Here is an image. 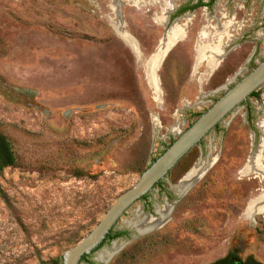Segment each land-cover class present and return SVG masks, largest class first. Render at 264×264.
Returning <instances> with one entry per match:
<instances>
[{
  "label": "rangeland",
  "instance_id": "1",
  "mask_svg": "<svg viewBox=\"0 0 264 264\" xmlns=\"http://www.w3.org/2000/svg\"><path fill=\"white\" fill-rule=\"evenodd\" d=\"M186 3L192 0H0V132L17 159L0 174V264L63 257L264 61V0H214L172 22L187 37L164 57L157 92L148 61L169 31L161 17ZM114 6L138 51L116 31ZM202 44L219 45L215 70L198 59ZM255 92L132 204L113 227L119 234L82 264H209L233 249L264 263V172H243L257 155L264 169V84ZM212 159L197 183L178 192L193 166ZM165 206V224L138 231Z\"/></svg>",
  "mask_w": 264,
  "mask_h": 264
},
{
  "label": "water",
  "instance_id": "2",
  "mask_svg": "<svg viewBox=\"0 0 264 264\" xmlns=\"http://www.w3.org/2000/svg\"><path fill=\"white\" fill-rule=\"evenodd\" d=\"M122 22L125 24L123 19ZM163 61L164 58L162 61L159 59L153 62L151 61L149 73L152 78L158 77V70ZM263 84L264 61L260 62L252 71L229 88L186 131L179 135L165 152L143 172L136 184L117 198L91 232L64 253L63 264H82V257L86 254H90L92 250L102 243L121 216L132 204L147 194L159 181L164 179L175 165L194 146L198 145L203 137H205L228 113L235 109L242 101L246 100ZM192 168L188 172H190ZM188 172L186 174H188Z\"/></svg>",
  "mask_w": 264,
  "mask_h": 264
},
{
  "label": "bare ground",
  "instance_id": "3",
  "mask_svg": "<svg viewBox=\"0 0 264 264\" xmlns=\"http://www.w3.org/2000/svg\"><path fill=\"white\" fill-rule=\"evenodd\" d=\"M124 1V0H122ZM114 11L117 14V21L113 24L116 31L118 32V34L120 35V37L129 45L131 46L134 50L138 51V44L136 42V40L129 34V32H126L124 29V25L122 22V17H121V12H120V8L118 6H114ZM168 9V10H167ZM172 7L170 6V4H166V8L165 10L169 11L171 10ZM172 11V10H171ZM162 21L164 23H167L168 21V17L164 16L161 17ZM184 30L183 28L177 23L175 22L170 28L169 31L167 33V35H165L159 46L157 47L155 53L152 55V57L150 58L149 62H148V74L149 73V67L151 64V61L153 62L154 60L159 59L160 61L163 60V58L166 56L167 52L172 48V46L174 44H176V42H178V40L184 36ZM198 53V59H203V58H207L209 61V65L210 67L214 68L217 66V64L219 63V61H221V59L223 58L222 54H221V50L219 49V45H217V47L215 46H210V45H206V44H202L198 47L197 50ZM151 76V75H150ZM151 81L153 83V86L155 88V90L158 92L160 91L159 89V78H152L151 77ZM262 131L264 132V121H262V123L260 124ZM264 141V139H263ZM263 143V142H262ZM259 156H254L251 157V159L249 160L248 164L245 166V168L243 169V172L245 174H247L249 171L251 170H258L260 172H264V169H261L259 167ZM215 162V159H212L211 161L208 162H204V161H200L198 162L190 172H188V174H186L184 176V178L181 180V182L177 185L178 188V192L184 194V192H186L189 188H191L195 183H197L206 173V171L209 169V167H211V165H213V163ZM248 171V172H247ZM262 200H264V195H262ZM257 203V202H256ZM264 206V205H262ZM250 212L252 211V206H250ZM169 209H171L170 207H163L161 208L158 213L160 214V218H155V217H147L145 218L144 221L140 222L139 224H136V227L138 229L139 232L141 233H145L148 232L154 228L160 227L163 224H165L168 219H169ZM264 212V208L261 209ZM144 222H148L147 225H144Z\"/></svg>",
  "mask_w": 264,
  "mask_h": 264
},
{
  "label": "trees",
  "instance_id": "4",
  "mask_svg": "<svg viewBox=\"0 0 264 264\" xmlns=\"http://www.w3.org/2000/svg\"><path fill=\"white\" fill-rule=\"evenodd\" d=\"M204 4L203 2H201ZM184 8L183 11L187 10ZM257 92H253L250 96L257 95ZM193 149V148H192ZM192 149L175 165V167L181 165L186 158H188L189 154L191 153ZM17 164V159L15 154L11 149V145L4 134L0 132V174L3 172L5 167L14 166ZM0 193H2V186L0 183ZM112 231L106 236V238L102 241H106L109 238H114L118 234L112 235ZM102 243L100 245H102ZM89 254H86L82 257L81 262L88 261ZM41 264H63V257H57L48 261H42ZM209 264H264L260 260L256 259L253 255H248L243 257L238 249H233L229 251L225 256L218 258L212 261Z\"/></svg>",
  "mask_w": 264,
  "mask_h": 264
},
{
  "label": "flooded vegetation",
  "instance_id": "5",
  "mask_svg": "<svg viewBox=\"0 0 264 264\" xmlns=\"http://www.w3.org/2000/svg\"><path fill=\"white\" fill-rule=\"evenodd\" d=\"M213 1H214V0H207V2H206L205 0H192V3H191V4L186 3V4L182 5L181 7H179V8L175 11V13H173V14H171V15H168V21H167V23H164L163 25L166 26L167 28H168V26H169V28H170L172 22H173L178 16H183L184 14H186L187 12H190L191 10H192V11H196V10L200 9L202 6H209ZM201 2H203L204 4H202ZM187 7H188V9L185 10V11H183V9H184V8H187ZM161 24H162V23H161ZM169 28H168V30H169ZM168 30H167V31H168ZM186 37H187V33L184 32V37H183L182 39H185ZM180 40H181V39H180ZM209 68H210L211 70H215V69H212L210 66H209ZM194 73H195V71H194ZM236 74H240V75H241V74H242V68L239 69V70L236 72Z\"/></svg>",
  "mask_w": 264,
  "mask_h": 264
}]
</instances>
